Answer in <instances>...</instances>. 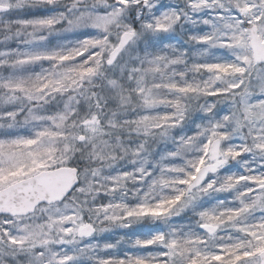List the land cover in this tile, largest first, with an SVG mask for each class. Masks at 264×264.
I'll list each match as a JSON object with an SVG mask.
<instances>
[{
  "label": "snow or ice",
  "instance_id": "1",
  "mask_svg": "<svg viewBox=\"0 0 264 264\" xmlns=\"http://www.w3.org/2000/svg\"><path fill=\"white\" fill-rule=\"evenodd\" d=\"M0 264H264V0H0Z\"/></svg>",
  "mask_w": 264,
  "mask_h": 264
}]
</instances>
